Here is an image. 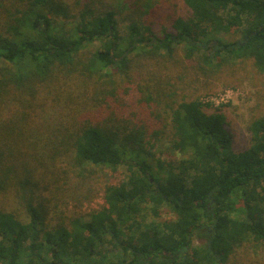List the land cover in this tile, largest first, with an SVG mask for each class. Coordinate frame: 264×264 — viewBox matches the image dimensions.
I'll use <instances>...</instances> for the list:
<instances>
[{
  "label": "trees",
  "instance_id": "trees-1",
  "mask_svg": "<svg viewBox=\"0 0 264 264\" xmlns=\"http://www.w3.org/2000/svg\"><path fill=\"white\" fill-rule=\"evenodd\" d=\"M182 1L153 32L161 0H0V199L21 207H0V262L226 264L264 240V116L237 151L225 114L170 78L180 45L206 76L245 57L264 72V0ZM165 141L184 157L161 159ZM119 168L86 221L57 220L65 177ZM164 206L175 219H147Z\"/></svg>",
  "mask_w": 264,
  "mask_h": 264
},
{
  "label": "rangeland",
  "instance_id": "rangeland-1",
  "mask_svg": "<svg viewBox=\"0 0 264 264\" xmlns=\"http://www.w3.org/2000/svg\"><path fill=\"white\" fill-rule=\"evenodd\" d=\"M159 17H155L148 26L151 31L158 32L167 26L170 16H189V7L182 0H161ZM119 27L125 30V23L121 16L118 18ZM229 34L220 35L223 40L229 38ZM237 38V36H235ZM183 45L176 48L175 71L170 78L173 79L175 87L179 92V98L200 99L208 104L206 111L212 113L220 109L225 114L226 120L234 140V149L243 150L250 143V132L248 130L251 120L256 116H264V72L260 71L251 57L234 61L223 67L219 74L203 75L195 70L196 63L185 61L182 53ZM214 72V71H213ZM134 92H129L127 98L131 99ZM157 111L167 122L170 120L168 109L158 106ZM126 115V114H125ZM170 126L168 132L170 131ZM162 153L157 154L164 161H176L184 157L182 152L173 150L169 141H165L160 148ZM94 174L84 172L83 176L65 177L66 182L61 183L56 195L55 202L59 203L56 218L58 221L80 218L86 221L88 214L101 208L105 201V191L111 186H117L127 177L126 169H94ZM42 172V171H41ZM10 195L0 199V207L11 208L16 213L21 207L14 202ZM145 215V214H144ZM147 219L171 220L175 214L164 206L160 210L159 217L154 218L147 213ZM125 235V234H124ZM195 245L201 241L193 239ZM0 264H6L0 262ZM226 264H264V240L247 241L238 247L229 256Z\"/></svg>",
  "mask_w": 264,
  "mask_h": 264
}]
</instances>
